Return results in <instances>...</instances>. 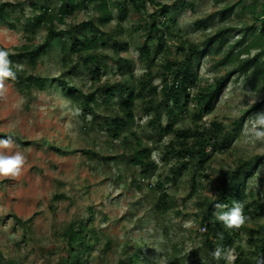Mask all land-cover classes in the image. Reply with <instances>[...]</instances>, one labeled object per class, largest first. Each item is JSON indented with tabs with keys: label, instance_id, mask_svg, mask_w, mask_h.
<instances>
[{
	"label": "rangeland",
	"instance_id": "1",
	"mask_svg": "<svg viewBox=\"0 0 264 264\" xmlns=\"http://www.w3.org/2000/svg\"><path fill=\"white\" fill-rule=\"evenodd\" d=\"M103 2L112 14L107 23ZM4 3L9 17L0 20V48L18 53L54 43L35 61L24 55L14 63L45 78V87L22 89L9 80L7 99L0 100V134L12 135L18 145L12 151L27 157L20 178L0 179V264H131L137 255L138 264H225L211 252L228 237L224 248L235 250L234 264H254L263 244L257 231L264 227V145L246 144L242 129L264 111V74L259 66H241L247 54L227 55L251 43L250 9L264 0ZM68 5L73 11L63 12ZM85 40L96 41L91 50L73 49ZM259 51L252 48L249 57ZM186 62L193 83L182 96L186 106L176 108L165 97L174 82L165 65ZM226 77L213 111L205 113L202 95ZM71 87L83 98L69 96ZM132 91L134 120L118 132L113 119L125 116L121 103ZM187 129L208 136L205 164L186 152L198 147L197 137L178 136ZM138 149L148 151L141 165L134 162ZM234 184L248 217L238 230L226 229L211 210L223 187ZM79 221L91 242L82 259L67 234Z\"/></svg>",
	"mask_w": 264,
	"mask_h": 264
},
{
	"label": "trees",
	"instance_id": "2",
	"mask_svg": "<svg viewBox=\"0 0 264 264\" xmlns=\"http://www.w3.org/2000/svg\"><path fill=\"white\" fill-rule=\"evenodd\" d=\"M134 2V5L138 6V0H132ZM9 3H4L0 6V20H6L9 17V14L5 11L6 8L9 6ZM73 6L68 5L67 8H62V11L72 12ZM102 10L104 12L103 22L107 23L112 19L111 12L107 9V5L105 2L102 3ZM251 13L255 16V24L251 28V32L253 35L252 41L250 44H248L244 49L237 52V54H234L232 51H230L227 55V58H233L234 56L237 57V59L245 54L248 55V57L244 60H239V63L241 66L247 70L252 65L261 67V71L264 74V4L261 6V8L258 10L257 6L251 7ZM43 19L38 18L37 22H35L34 26L40 27L41 22ZM259 22V23H258ZM94 30V29H93ZM223 31H221L219 34H221ZM54 39H51L46 42L44 45L37 46L34 50L29 51L27 47L19 51L18 53H10V59L13 61V64L15 62H20L23 59L24 55H28L31 57L33 61L37 58L39 54L47 53L48 50L52 47ZM95 40H85V41H76L73 45V49L75 51H89L93 48L95 45ZM66 46L67 44H63V51L66 53ZM258 47L260 48L259 53H257L253 57L250 56V52L252 48ZM146 51V48H143V52ZM66 58V56L64 57ZM66 60V59H65ZM188 63H184L180 66H176L175 69H172V67L165 65L166 71H170L173 74L174 82L171 85H168L165 88V97L168 102H171L176 108H184L186 106V102L184 103L183 100V94H186L188 92L189 85L193 83V77L192 74H190L188 70ZM95 76L99 78L100 71L95 70L94 71ZM228 78H224L221 81H219L217 87L211 91L207 92L206 94H203L201 97V102L203 103V110L205 113H211L214 109L215 102L217 101L218 97L224 90L226 84H227ZM45 78L42 77H35L33 74H28L25 70L18 71L17 73V79L14 81L18 86L22 89H31L35 85H37V88L43 89L45 87ZM29 92V91H27ZM67 94L69 96H72L74 100H80L83 98L84 94L80 90H76L74 88L67 89ZM158 94V89L155 87L153 89V95ZM93 98H95V95H92ZM187 97V96H186ZM90 97H88L85 101H87ZM187 101L189 100V97H187ZM137 95L132 91L129 93L127 98L121 103V111L124 113V117H116L113 119L112 124L114 125V129L118 132H120L124 127L128 125L129 122L134 120L135 117V103H136ZM95 100V99H93ZM84 101V100H83ZM167 129L170 131L172 130V126L168 125ZM198 130L194 131L193 129H187L184 131H181L178 133V136L183 138L184 140H187L188 137H197V144L198 147H185L186 152L189 156L194 157L198 156L199 162L201 164H205L207 162V159L209 158V155L206 153L205 147H207V144L204 143L207 142V135H203L199 138L198 136ZM5 134H0V139L5 138ZM146 150H140L138 149L134 162L138 165L144 164V156L147 155ZM147 157V156H146ZM249 164V163H248ZM238 177V176H237ZM221 199L220 201L216 202H224L228 201L233 204L234 201L241 200L243 197V192L241 191L240 186L234 184L232 187L228 188V185H225L221 192ZM163 198L166 197V195L162 196ZM222 200V201H221ZM215 202V203H216ZM214 203V204H215ZM214 204L211 206V210L213 213L217 211L214 207ZM78 226L71 225L68 230L67 234H69V241L73 246L74 252L79 253L80 258L82 259L83 256H87L91 251V245L90 241L87 240V225L85 224V221H79ZM78 228V229H77ZM257 234L260 236V238L263 240V244L260 245L257 249V256L258 259L254 262V264H264V227L260 228L257 231ZM231 240L228 237V244L224 247L231 244ZM138 256V255H137ZM135 256L131 259V264H138L137 260L139 258ZM8 264H17L14 260L10 261Z\"/></svg>",
	"mask_w": 264,
	"mask_h": 264
},
{
	"label": "clouds",
	"instance_id": "3",
	"mask_svg": "<svg viewBox=\"0 0 264 264\" xmlns=\"http://www.w3.org/2000/svg\"><path fill=\"white\" fill-rule=\"evenodd\" d=\"M22 70V65L19 63L13 64L10 59V53L4 48H0V100L7 99L9 92L6 81L17 79L18 71ZM239 115V113H237ZM242 135L244 142L255 147L258 143L264 145V111H259L244 122ZM18 145L12 135H7L5 138L0 139V179L10 178L18 179L22 176L24 168L27 164V157L22 151L17 149ZM4 150H8L6 153ZM261 152H264V148H261ZM214 207L217 211L214 213V217L219 221L226 229H240L245 225L248 217L244 214L243 202L237 200L234 201L232 206H228L221 202H216ZM227 208V211H220ZM191 221L185 223V227H191ZM203 230H206L203 229ZM219 239H223V233H217ZM211 255L217 261L223 259L225 264H234L237 256L235 250L232 248H224L222 246L215 247Z\"/></svg>",
	"mask_w": 264,
	"mask_h": 264
}]
</instances>
